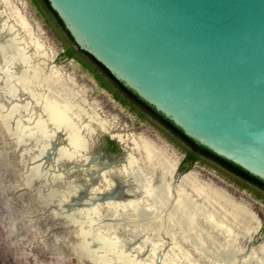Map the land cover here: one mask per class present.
<instances>
[{"label": "rangeland", "instance_id": "374dc122", "mask_svg": "<svg viewBox=\"0 0 264 264\" xmlns=\"http://www.w3.org/2000/svg\"><path fill=\"white\" fill-rule=\"evenodd\" d=\"M0 8L3 15L10 12L24 18L34 34L29 41L37 39L49 65L73 80L95 118L94 122L80 119L89 123V133H81V150L71 155L66 151L67 129L52 133V140L50 135L27 141V115L11 114L4 123L0 112V264H96L94 255L105 264H247L248 249L264 244V191L207 158L182 162L187 145L135 105L117 99L114 87L103 85L94 69L63 54V34L33 0H0ZM17 32L22 35L19 28ZM28 49L33 51V45L28 43ZM108 122L118 129L105 128ZM42 124L49 132L50 123ZM126 132L168 150L176 163V178L189 171L201 184L220 188L245 205L251 223H260L255 234L242 237L232 226L235 240L228 250L225 236L210 220L202 230H195V240L160 210L125 212L123 206L130 200L146 203L127 178H123L126 183H106L108 172L121 175L114 171L119 163H109L122 152L113 134Z\"/></svg>", "mask_w": 264, "mask_h": 264}, {"label": "water", "instance_id": "95a60500", "mask_svg": "<svg viewBox=\"0 0 264 264\" xmlns=\"http://www.w3.org/2000/svg\"><path fill=\"white\" fill-rule=\"evenodd\" d=\"M48 2L78 48L264 180V0Z\"/></svg>", "mask_w": 264, "mask_h": 264}, {"label": "bare ground", "instance_id": "6f19581e", "mask_svg": "<svg viewBox=\"0 0 264 264\" xmlns=\"http://www.w3.org/2000/svg\"><path fill=\"white\" fill-rule=\"evenodd\" d=\"M21 17L13 16L10 12L3 15L0 8V112L5 114H1V120L6 123L11 114L27 115L30 123L26 128L27 141L38 137V141H41L50 135L52 140V133L67 129L66 151L74 155L83 145L81 133H89V123H80V119L94 122L95 118L88 112V103L76 90L73 80L64 75L61 68L58 70L56 66L49 65L47 54L37 39L29 41L33 40L34 34L32 36ZM13 20L16 28L12 26ZM18 28L22 35L17 32ZM28 43L33 45V51L27 50ZM44 121L50 123L49 132L45 131ZM105 128L118 129L113 122L105 124ZM113 135L120 141L122 152L109 163H119L116 165L118 170L114 171L121 175L108 172L106 183L108 186L122 183L125 177L132 183V190L139 191L146 201L144 205L128 201L123 206L125 212L132 214L143 211L146 214L144 211L160 210L162 216L165 214L174 218L195 240V230H202L203 223L210 220L216 230L225 236L228 250L235 240L232 226L239 229L242 237L255 234L258 230L260 223H251V215L245 205L234 201L224 190L201 184L199 178L189 171L176 178V173L173 174L176 163L172 154L157 142L131 132ZM67 155L70 156L69 153ZM172 175L174 181L170 184ZM237 251V247H234V255ZM94 257L96 264H105L100 255ZM244 262L264 264V244L248 249Z\"/></svg>", "mask_w": 264, "mask_h": 264}, {"label": "trees", "instance_id": "16d2710c", "mask_svg": "<svg viewBox=\"0 0 264 264\" xmlns=\"http://www.w3.org/2000/svg\"><path fill=\"white\" fill-rule=\"evenodd\" d=\"M40 3L41 9H43L56 23L60 32L63 34L67 47L65 48V52L63 54H67L68 56H76L78 60H80L86 67L94 69V71L101 81V83L105 86L107 84L112 85L114 87L113 95L125 102L128 101L130 104L135 105L144 113H147L149 116L153 117L160 124H162L166 129H168L172 134H174L177 138H179L183 143H185L188 147L186 151V155L182 162L190 161L192 162L197 158V156H201L207 158L230 172L234 173L238 177L243 180L255 185L264 191V180L255 176L242 168L241 166L235 164L234 162L216 154L206 146L198 143L191 137L187 136L180 127L175 125L170 119L165 117L160 111L156 110L151 104L143 100L139 97L132 89L126 86L122 81L116 79L106 67H104L99 61H97L91 54L86 51L78 48L71 35L65 28L63 22L55 12V10L50 6L48 0H38Z\"/></svg>", "mask_w": 264, "mask_h": 264}, {"label": "flooded vegetation", "instance_id": "af4514ba", "mask_svg": "<svg viewBox=\"0 0 264 264\" xmlns=\"http://www.w3.org/2000/svg\"><path fill=\"white\" fill-rule=\"evenodd\" d=\"M33 2L37 5V7L39 8V10H41V5H40V3H39V1L38 0H33ZM43 10V9H42ZM64 47L66 48L67 47V44H65L64 45ZM70 57H73V58H76V59H78L75 55L74 56H70ZM80 61V60H79ZM81 62V61H80ZM82 63V62H81ZM182 163V162H181Z\"/></svg>", "mask_w": 264, "mask_h": 264}]
</instances>
